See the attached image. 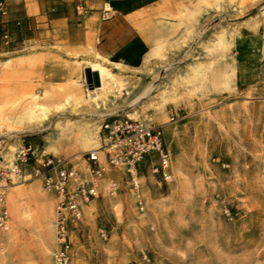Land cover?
Segmentation results:
<instances>
[{
    "label": "rangeland",
    "instance_id": "1",
    "mask_svg": "<svg viewBox=\"0 0 264 264\" xmlns=\"http://www.w3.org/2000/svg\"><path fill=\"white\" fill-rule=\"evenodd\" d=\"M145 18L142 67L94 62L112 82L90 90L75 78L42 98L30 91L19 23L1 24L12 42L0 44V162L24 143L79 161L105 118L137 113L163 126L175 179L159 184L148 159L144 211L127 189L87 207L72 264H264V0H169ZM41 109L55 113L22 133ZM24 174L6 189L12 224L0 264H54L56 196Z\"/></svg>",
    "mask_w": 264,
    "mask_h": 264
},
{
    "label": "built area",
    "instance_id": "2",
    "mask_svg": "<svg viewBox=\"0 0 264 264\" xmlns=\"http://www.w3.org/2000/svg\"><path fill=\"white\" fill-rule=\"evenodd\" d=\"M9 14L7 1L0 0V18ZM110 16L111 10L106 9L105 19ZM11 42L8 32L0 35L1 45ZM168 116L173 122L179 114L170 110ZM98 139V147L83 153L79 161L46 154L24 143L11 161L0 162V244L12 224L6 189L24 173L25 179L40 181L45 192L56 196L52 221L54 264H72L73 231L83 223L87 207L100 198H114L127 189L136 198L138 209L145 210L139 169L148 159L155 160L153 173L159 176V184L174 181L172 157L162 125L129 115L110 116L102 121ZM101 232L106 236L105 231Z\"/></svg>",
    "mask_w": 264,
    "mask_h": 264
},
{
    "label": "crops",
    "instance_id": "3",
    "mask_svg": "<svg viewBox=\"0 0 264 264\" xmlns=\"http://www.w3.org/2000/svg\"><path fill=\"white\" fill-rule=\"evenodd\" d=\"M6 1L10 14L0 18V25L19 23L20 45L28 49L30 91L42 98L49 88L75 78L85 84V70L93 62L142 67L149 51L145 15L169 0ZM106 9L111 10L108 19Z\"/></svg>",
    "mask_w": 264,
    "mask_h": 264
},
{
    "label": "bare ground",
    "instance_id": "4",
    "mask_svg": "<svg viewBox=\"0 0 264 264\" xmlns=\"http://www.w3.org/2000/svg\"><path fill=\"white\" fill-rule=\"evenodd\" d=\"M91 68H92V70L94 72H98L99 73L101 80L104 79V80H106L108 82H112L111 73H110V71L106 67H103L101 65L95 64L93 62V63H91ZM41 110H42L41 113H40L41 114V116H40L41 120H39L37 122H33V123H22V127H20L22 133H27V132H31V131H35V130H40L41 128L44 127V126H42V122L48 121L49 120V116L51 114H53L55 112L57 113L58 111L61 112L62 107L61 106H58L56 108V111L55 112L50 111V110H45V109H41ZM129 116L130 117H134V118L136 117L137 118L138 114L137 113H134V114H131ZM3 126L4 125L1 122L0 123V129ZM166 132H168V130ZM83 141H84L83 144H84L86 150H88V151H90L92 149H95L99 145V139H98V135L97 134L88 135L87 137H85V139ZM12 149H13V152L14 151L16 152L15 148H12ZM8 161H11V160H8ZM24 180H27V179L24 178Z\"/></svg>",
    "mask_w": 264,
    "mask_h": 264
},
{
    "label": "water",
    "instance_id": "5",
    "mask_svg": "<svg viewBox=\"0 0 264 264\" xmlns=\"http://www.w3.org/2000/svg\"><path fill=\"white\" fill-rule=\"evenodd\" d=\"M85 82L90 90L101 87V78L98 72H94L92 69L85 70Z\"/></svg>",
    "mask_w": 264,
    "mask_h": 264
}]
</instances>
